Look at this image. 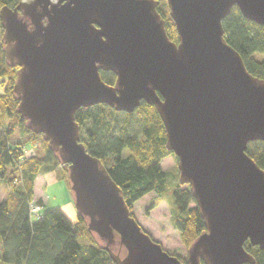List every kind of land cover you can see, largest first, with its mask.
<instances>
[{"label": "water", "instance_id": "95a60500", "mask_svg": "<svg viewBox=\"0 0 264 264\" xmlns=\"http://www.w3.org/2000/svg\"><path fill=\"white\" fill-rule=\"evenodd\" d=\"M172 42L156 0H18L0 9L1 43L16 68L12 91L27 128L68 171L76 213L114 264H184L143 231L121 189L80 142L75 113L106 105L155 108L178 179L205 231L186 264H254L264 249V171L246 153L264 143V81L225 38L233 7L264 27V0H165ZM115 75L106 84L100 72Z\"/></svg>", "mask_w": 264, "mask_h": 264}, {"label": "trees", "instance_id": "16d2710c", "mask_svg": "<svg viewBox=\"0 0 264 264\" xmlns=\"http://www.w3.org/2000/svg\"><path fill=\"white\" fill-rule=\"evenodd\" d=\"M156 1L166 34L177 43L165 0ZM17 2L0 0V9L12 8ZM222 27L227 44L240 55L247 71L264 81V27L243 18L237 7L231 9ZM1 37L0 24V187L5 191L0 202V264H114L79 214L72 221L58 207L46 212L43 209L38 220L29 216L37 176L61 168V179L69 190L68 171L42 136L33 134L19 116L18 100L12 91L16 68L5 59ZM100 76L106 84L114 85L116 77L111 72L101 71ZM75 121L80 126V142L91 156L101 161L121 189L130 215L136 220L134 205L147 196L153 195L156 201L145 207V216L157 207V200L168 198L170 226L178 234L181 247L188 250L205 227L189 187L179 183L178 174L162 169L175 156L166 148L164 126L155 108L142 102L128 114L95 105L78 109ZM16 132L17 143H12L11 137ZM29 147L36 150V155L26 158L24 150ZM246 153L264 171V143H250ZM37 204L44 208L40 201ZM143 231L166 253L186 264L185 259ZM244 249L253 257L254 264H264V249L252 247L248 242Z\"/></svg>", "mask_w": 264, "mask_h": 264}, {"label": "rangeland", "instance_id": "374dc122", "mask_svg": "<svg viewBox=\"0 0 264 264\" xmlns=\"http://www.w3.org/2000/svg\"><path fill=\"white\" fill-rule=\"evenodd\" d=\"M0 83H2L1 80H0ZM1 90L2 89L0 88V91ZM16 136H17V132L14 133V135L11 137L12 143H15V142L17 143ZM24 151H25L24 156L26 158H31L36 155V150L32 147L26 148ZM175 158L174 159L171 158L170 162L166 163L162 169L168 172L178 174L177 169H176L177 159ZM165 162L166 161H164L162 165ZM60 170L61 168L56 169L54 170V172H50L49 174H47L46 177L41 176L39 180V184H40L39 188L40 190L45 191L47 200H49L46 206L44 207V212L58 208V207L61 208L62 206L64 207L65 212H68L70 207H72V212L74 213L76 217V210L73 205L71 193L67 189L65 182L61 179L62 174ZM40 175H42V173ZM50 185L51 186L54 185V186L50 187L49 189L48 187ZM3 193H4L3 187H0V198H1V194ZM153 199H154V196L150 195L144 198L143 200H141L140 202H137L134 205L133 213H134L136 220L143 227V229L148 231L149 234L153 236L154 240L160 241L165 246L166 249H169V251H173L174 253H177L180 257H182V259L186 260L187 250L181 247L178 234L175 231H173L170 226L171 201L168 200V198H166L165 201L157 200L156 202L158 203L157 207L149 211L148 215L145 216L144 209L152 201H156V198L154 200ZM37 201L38 200L33 199L31 203H37ZM175 244L176 245L178 244V247H180L181 250L176 249L177 246H174ZM175 250H177L178 252H176Z\"/></svg>", "mask_w": 264, "mask_h": 264}, {"label": "crops", "instance_id": "0c3cea01", "mask_svg": "<svg viewBox=\"0 0 264 264\" xmlns=\"http://www.w3.org/2000/svg\"><path fill=\"white\" fill-rule=\"evenodd\" d=\"M50 172H54V171H46V172L42 173V175L37 176V178H36V180L34 182V188H33L34 199L40 201L42 203L43 207L46 206V204L48 203L49 200H47V197L45 195V191L40 190V188H39V186H40L39 180H40L41 176L42 177H46L47 174H49ZM52 186H54V185H52ZM52 186L50 185L48 188L50 189V187H52ZM4 193H5V191H4ZM4 193L1 194L0 202L4 199V195H5ZM61 209L64 210V213L66 214V216L70 220H72V221H75L76 220V217H75L74 213L72 212V207H70V209L68 210V212H65V209H64L63 206L61 207Z\"/></svg>", "mask_w": 264, "mask_h": 264}, {"label": "built area", "instance_id": "2783aa9c", "mask_svg": "<svg viewBox=\"0 0 264 264\" xmlns=\"http://www.w3.org/2000/svg\"><path fill=\"white\" fill-rule=\"evenodd\" d=\"M43 215V208L37 203H30L29 216L32 220H38Z\"/></svg>", "mask_w": 264, "mask_h": 264}]
</instances>
